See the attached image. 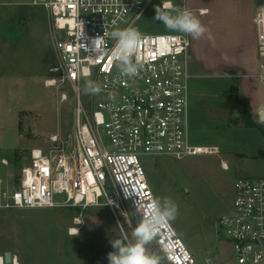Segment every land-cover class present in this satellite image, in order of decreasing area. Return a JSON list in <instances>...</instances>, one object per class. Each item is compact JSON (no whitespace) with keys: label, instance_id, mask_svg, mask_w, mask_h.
Here are the masks:
<instances>
[{"label":"built area","instance_id":"obj_1","mask_svg":"<svg viewBox=\"0 0 264 264\" xmlns=\"http://www.w3.org/2000/svg\"><path fill=\"white\" fill-rule=\"evenodd\" d=\"M151 1L34 0L50 15L57 55L52 70L60 72L59 82L67 81L73 88V124L65 134L51 133L46 147L30 149L18 184L2 193L0 207L104 205L116 216L128 206L139 220L155 197L141 154L181 158L219 152L216 145L188 140L186 53L190 41L186 34L142 33L143 42L133 57L138 67L135 76L123 74L109 54L116 43L111 32L131 27ZM81 21L87 39L80 40ZM254 23L264 88V5L257 9ZM104 32L105 54L100 56L91 41ZM81 79L100 89L91 92L87 109L80 100ZM56 83L54 78L44 81L46 86ZM59 98L67 99L66 93L60 92ZM124 190L131 195L125 197ZM61 194L64 197L58 199L56 195ZM218 224L232 246L231 259L219 264H264V177L234 179L231 207ZM152 243L164 264H197L171 222ZM0 259L4 264L3 256ZM11 260L14 264L16 257Z\"/></svg>","mask_w":264,"mask_h":264},{"label":"rangeland","instance_id":"obj_2","mask_svg":"<svg viewBox=\"0 0 264 264\" xmlns=\"http://www.w3.org/2000/svg\"><path fill=\"white\" fill-rule=\"evenodd\" d=\"M150 16L135 20L133 27L147 23L164 26ZM55 65L47 8L34 0H0V203L2 193L18 184L30 149L46 147L51 133L65 134L72 128L73 88L67 81L59 82L60 72L52 70ZM49 78L57 83L46 86L44 81ZM87 82L81 79L79 83L80 100L86 109L91 96ZM62 91L67 95L65 100L59 98ZM228 100L224 103L235 112V94ZM222 121L210 113L200 115L193 127H186L196 142L217 144L218 153L181 158L140 155L155 198L176 204L178 211L170 222L197 264L231 259L232 251L225 244L229 239L218 219L231 207L234 179L264 177V158L247 155L261 146L257 131L243 125L227 129ZM103 139L108 146L106 136ZM122 209L115 216L104 205L0 207V256L10 251L17 264H108L107 253L113 250L110 240L131 237L138 221L128 206ZM123 213L133 216L130 223ZM73 229H78L77 235L70 234ZM148 248L160 255L153 243Z\"/></svg>","mask_w":264,"mask_h":264},{"label":"crops","instance_id":"obj_3","mask_svg":"<svg viewBox=\"0 0 264 264\" xmlns=\"http://www.w3.org/2000/svg\"><path fill=\"white\" fill-rule=\"evenodd\" d=\"M163 3L191 10L207 29L199 39L186 34L190 41L186 53L189 73L186 127H193L200 115L207 117L211 113L214 117H221L224 128H233L234 125L254 128L261 138V146L254 153H244L255 156L260 150L264 152L263 134L258 127L247 124L242 119V114L247 112L257 121L258 110L264 107V88L259 78L260 60L254 23L255 13L264 5V0H152L139 18L152 15L150 18L154 19L156 6H163ZM147 24L136 29L141 33L168 30L165 26ZM233 94L238 100L235 112L231 105L227 107L226 104ZM188 131V140L201 144ZM225 244H229L232 251L230 241H225Z\"/></svg>","mask_w":264,"mask_h":264},{"label":"clouds","instance_id":"obj_4","mask_svg":"<svg viewBox=\"0 0 264 264\" xmlns=\"http://www.w3.org/2000/svg\"><path fill=\"white\" fill-rule=\"evenodd\" d=\"M154 19L161 22L168 30L189 34L193 39L201 38L207 31L191 10L174 6L171 3L156 6ZM80 25V40L81 38L87 39L84 21H81ZM105 34L104 32L103 36H97L91 41L94 50L102 53L100 56L105 54ZM111 38L116 43L109 54L118 62L123 74L130 77L135 76L138 67L133 62V57L143 42L142 33L134 27H127L112 31ZM81 46L85 47L83 44ZM85 87L92 93H97L100 90L92 81H88ZM257 122L264 124V107L258 110ZM124 192L125 197L131 195L126 190ZM108 203L113 202L109 200ZM139 207L137 202L135 204L136 211ZM177 211V206L172 200L165 198L161 201V199L153 197L150 203L145 206L141 218L132 227L131 237L122 235L110 240L113 250L107 253L108 264H162V257L149 251L148 245L154 241L163 226L175 219ZM123 215L127 223H130L134 216L130 217L128 213H123ZM73 233L77 235L78 229L71 230L70 234Z\"/></svg>","mask_w":264,"mask_h":264},{"label":"trees","instance_id":"obj_5","mask_svg":"<svg viewBox=\"0 0 264 264\" xmlns=\"http://www.w3.org/2000/svg\"><path fill=\"white\" fill-rule=\"evenodd\" d=\"M242 119L245 121V123L250 124L252 126H256L259 128V130L261 131V133L264 136V124L258 123L256 120H253L250 115L247 112H244L242 114ZM258 155L260 157L264 158V152L263 151H258ZM107 207V206H106ZM108 208V207H107Z\"/></svg>","mask_w":264,"mask_h":264},{"label":"water","instance_id":"obj_6","mask_svg":"<svg viewBox=\"0 0 264 264\" xmlns=\"http://www.w3.org/2000/svg\"><path fill=\"white\" fill-rule=\"evenodd\" d=\"M3 260L5 264H11L12 260H11V252L10 251H5L3 254ZM208 264H215L214 259H209L208 260Z\"/></svg>","mask_w":264,"mask_h":264},{"label":"bare ground","instance_id":"obj_7","mask_svg":"<svg viewBox=\"0 0 264 264\" xmlns=\"http://www.w3.org/2000/svg\"><path fill=\"white\" fill-rule=\"evenodd\" d=\"M0 264H1V259H0ZM14 264H17V263H16V260H15Z\"/></svg>","mask_w":264,"mask_h":264}]
</instances>
